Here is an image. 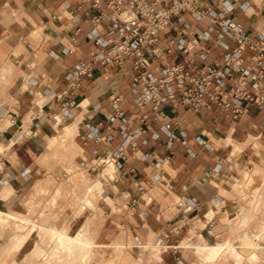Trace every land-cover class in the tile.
Listing matches in <instances>:
<instances>
[{"label":"crops","instance_id":"crops-1","mask_svg":"<svg viewBox=\"0 0 264 264\" xmlns=\"http://www.w3.org/2000/svg\"><path fill=\"white\" fill-rule=\"evenodd\" d=\"M108 1L0 0V264H47L54 250L47 233L75 236L87 221L90 256L126 247L121 264H241L245 256L261 257L246 264H264L259 230L243 226L264 205L257 195L264 180L252 186L264 177V101H241L236 115L229 97L228 107L204 96L194 108L180 102L175 80L161 81L172 65L196 72L223 62L237 46L226 22L264 38V0H190L154 43L95 62L92 74L71 86L78 64L122 39L113 25H124L123 17L117 20ZM148 1L159 11L170 4ZM143 23L131 16L122 33L141 31ZM255 54L243 51L247 67H256ZM139 58L149 65L136 67ZM149 84L153 97L139 104ZM228 88L227 80L223 94ZM49 112L51 119L42 118ZM55 152L65 178L57 170L36 180ZM85 159L99 175L89 179L75 164ZM246 185L253 194L244 197ZM86 208L102 209L100 220ZM259 211L262 227L264 206Z\"/></svg>","mask_w":264,"mask_h":264},{"label":"built area","instance_id":"built-area-1","mask_svg":"<svg viewBox=\"0 0 264 264\" xmlns=\"http://www.w3.org/2000/svg\"><path fill=\"white\" fill-rule=\"evenodd\" d=\"M170 4L164 11L155 10L153 1L148 0H109L108 6L115 16L119 14L123 17V24L114 23V27L121 33L122 39L116 41L115 44L103 53L97 52L93 55L89 62L78 64L70 73L68 82L71 86H75L82 75L90 76L92 74V66L95 62H108L110 59L117 61L123 55L127 54L131 49L137 50L142 44L154 43L158 39L161 29L169 22L171 15L177 14L189 8L190 0H169ZM93 5L97 6L99 0H92ZM167 4V3H165ZM141 18L143 20V30L139 28L131 29L129 34H123L126 27L125 23L131 18ZM117 20H121L120 16ZM227 32L236 40L237 46L230 52H226L223 62L216 63L214 66L200 69L196 72H189L179 64L169 66L164 69L162 82H170L175 80L177 90L181 93L180 102H184L197 108L201 104L204 96H208L216 100L218 104L228 107L230 102L223 98H233L235 101L233 106L234 115L242 111L241 101L255 102L261 104L264 101V38L253 37L243 32L238 24L226 22ZM245 48L255 50L256 62L255 68H249L244 64L243 51ZM136 67H144L149 65L145 58H139L134 62ZM149 81L153 82L151 78ZM228 80V92L223 94L221 87ZM185 81L191 85L185 87ZM151 93H141L138 101L139 104L144 103L153 97L152 92L155 86L149 84ZM116 99H120V94Z\"/></svg>","mask_w":264,"mask_h":264},{"label":"rangeland","instance_id":"rangeland-1","mask_svg":"<svg viewBox=\"0 0 264 264\" xmlns=\"http://www.w3.org/2000/svg\"><path fill=\"white\" fill-rule=\"evenodd\" d=\"M6 72V71H5ZM3 75H5V73L3 74ZM4 118L5 117H3L2 118V120H4ZM42 118H46V119H51L52 118V112H49V113H44L43 115H42ZM64 119L65 120H68L67 119V117H64ZM2 120H0V128L1 129H3V127L1 126L2 125ZM42 127H41V124L38 126V129H39V131H40V134H41V132H42V129H41ZM23 135H24V133H23ZM38 135H39V132H38ZM40 153H41V151H40ZM37 162H38V160H37ZM48 165H49V169L48 170H45V171H43V172H38L37 171V176H36V180H38V179H42V178H45L49 173L50 174H52V173H55L57 170H61V172H60V174L59 175H56V177H62V178H65V175H66V171H65V167H64V164H63V162L59 159V153H57V152H55V153H52L51 154V157L48 159ZM37 164H39V163H37ZM75 164L76 165H78V166H80V167H82V168H84V169H86V171H87V176H88V178L89 179H92L94 176H96V175H99V174H96V172L95 173H92L91 172V170H88L87 168L89 167V162L85 159V160H83V161H81V162H78V161H76L75 162ZM61 168V169H60ZM255 177V176H254ZM256 177H259V180L258 181H256L257 183H255V184H252V186L253 185H255V186H257V185H260L261 184V182H262V180H264V177H262V175L261 174H258ZM249 179V178H248ZM247 179V180H248ZM253 181H255V178H253ZM251 185L249 186V185H246V190H242L241 192H239V193H241V194H243V196L244 197H246L247 196V194H249V193H252V187ZM253 194V193H252ZM101 195V194H100ZM100 195L99 196H97V202L98 203H101V200L99 199L100 198ZM259 197H262V196H264V192H259L258 194H257ZM27 196L25 195V197L22 199V201L26 198ZM249 204H251V201L249 202ZM262 206H264V205H262ZM262 206L260 207H257V208H253L252 209V211H251V213H254L252 216H248L247 218H248V222L245 224V225H243V226H245V229H247V230H250V229H257V230H259V232H255V234H254V236H255V243L256 244H262V241H264V226H259L258 225V220H261L262 219V217L261 216H257L256 215V213L258 212H261V211H259L261 208H262ZM250 208V207H249ZM86 210V212H91L90 213V215H94L93 216V218H95V219H97V220H100V217H98L97 215H98V212H101L102 211V209H96V210H92V209H90V208H86L85 209ZM255 210V211H254ZM71 217H72V215H70V219H71ZM68 218V219H69ZM69 222H70V220H69ZM67 224V223H66ZM10 226L11 227H13V228H15V224H13V223H11L10 224ZM17 228H21L19 225L17 226ZM69 229V228H68ZM68 232H69V230H68ZM252 233H254V232H252ZM48 234V236H47V239H48V241L51 239L50 238V234L49 233H47ZM52 240V239H51ZM240 241H242V242H244L242 239L240 240ZM121 242H123V243H125V241L124 240H122L121 239ZM129 242V241H128ZM246 242H247V240H246ZM4 243H6V241H4ZM51 242L49 241V244H50ZM51 245V244H50ZM50 245L49 246H47V248H50ZM53 251V250H52ZM52 251L51 252H49L50 253V256H51V259L49 260V262H47V264H53V262H55V261H58V259H60V256L59 255H57V256H53V253H52ZM127 251V248L126 247H123L122 249H120L118 252H116V251H113V249L112 248H106L105 250H104V252H103V254H101V253H95L94 254V256L92 255V256H90L89 257V255L85 258V260H84V262L85 261H87L88 260V264H106V263H108L111 259H112V257H118L119 256V259H118V264H121V260L123 259V256H124V254H125V252ZM101 254V255H100ZM261 255H264V253H262ZM66 255H64L63 256V258L65 257ZM69 256H66V260L67 261H70V259H72L73 257H71V258H68ZM62 258V259H63ZM77 259H78V257H77ZM77 259L75 258L74 260H73V262H71V263H67V264H78V262H75V260L77 261ZM261 260V257L260 258H258V259H249L248 258V256H245V257H243V258H241L240 259V263L241 264H246L245 262H250V263H254V262H257V261H260ZM228 261H234V259L233 258H231V257H229V258H227V262ZM75 262V263H74ZM84 262H82L81 264H85ZM235 262V261H234ZM136 263H137V261H136ZM135 263V264H136ZM236 263V262H235ZM55 264V263H54ZM59 264V263H58ZM80 264V263H79Z\"/></svg>","mask_w":264,"mask_h":264},{"label":"bare ground","instance_id":"bare-ground-1","mask_svg":"<svg viewBox=\"0 0 264 264\" xmlns=\"http://www.w3.org/2000/svg\"><path fill=\"white\" fill-rule=\"evenodd\" d=\"M38 109V108H37ZM40 110V109H39ZM33 115V114H32ZM31 125V124H30ZM74 129V128H73ZM68 130H70V129H68ZM72 130V129H71ZM76 130V129H75ZM70 133H74L75 131H69ZM68 133V131L66 132V133H63V134H67ZM72 133V134H73ZM65 135H62V136H64L65 137ZM71 135V134H70ZM69 135V133H68V136L67 137H69L70 136ZM62 136H61V138H62ZM71 136H73V135H71ZM72 137H70V139H71ZM54 139V138H53ZM52 139V140H53ZM60 140V139H59ZM66 140H69V139H66ZM49 142H51V141H49ZM62 142V143H61ZM63 142H65L64 144H66L67 142L66 141H64V139H63V141H60V143H61V145H63ZM59 143V142H58ZM71 143V142H70ZM58 146H59V144H58ZM66 146V145H65ZM61 148H62V146H61ZM64 148V147H63ZM47 150V149H46ZM47 158V157H46ZM41 159H42V157H41ZM110 162V161H109ZM112 170V169H111ZM102 171H104V170H102ZM109 172V171H108ZM106 173V172H105ZM111 176V175H110ZM93 181V180H92ZM86 184H88V183H86ZM95 184V183H94ZM100 186V185H99ZM64 187H65V184H64ZM83 187V186H82ZM91 187V186H90ZM97 187V186H96ZM88 188H89V186H88ZM62 189V188H61ZM85 189V188H84ZM91 190H92V188H90ZM63 190H64V188H63ZM89 189H87V190H85V191H88ZM58 191V190H57ZM65 191V190H64ZM67 191V190H66ZM98 191V190H97ZM82 192H84V191H82ZM85 193V192H84ZM83 196H84V194H82ZM81 195V196H82ZM82 202H83V199L81 200ZM88 203H90L89 201H88ZM86 204H87V202H86ZM90 205V204H89ZM91 206L93 207V205L91 204ZM87 222H89V221H87ZM87 222H86V224H84L83 225V227L79 230V231H77V234L75 235V236H70V235H67L66 233H64V232H59V231H49V233H50V235H51V239H52V241H53V244H54V247H53V249L55 250H53L52 251V253H53V256H57V255H59L60 256V259H58V261H59V263L60 262H62L63 264L64 263H66L67 262V260L65 259L66 258V256H69L68 258H71V257H73V258H76L77 259V257H78V259H77V262H79V263H82V262H84V260H85V258L89 255L90 256V249H89V247H90V245H91V243H90V241H89V238H88V235H87V233H86V230H87V225L89 224H87ZM225 244L224 245H222V246H220V248H221V250H223L224 248H225ZM235 249V248H234ZM231 252H234V254L238 257L239 256V254L238 253H236L235 251H231ZM64 255H66L64 258H63V256ZM233 255V254H232ZM63 258V259H62ZM239 258V257H238ZM88 261V260H87ZM87 261H85L84 263L86 264L87 263ZM115 262H117V261H115ZM58 263V262H57ZM62 263H60V264H62Z\"/></svg>","mask_w":264,"mask_h":264}]
</instances>
